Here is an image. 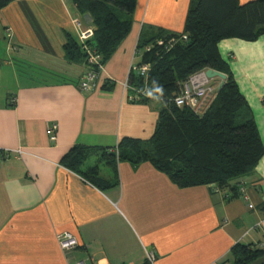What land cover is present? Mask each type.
Masks as SVG:
<instances>
[{
	"label": "crops",
	"instance_id": "1",
	"mask_svg": "<svg viewBox=\"0 0 264 264\" xmlns=\"http://www.w3.org/2000/svg\"><path fill=\"white\" fill-rule=\"evenodd\" d=\"M189 3L136 0L128 34L88 91L80 89L87 66L64 58L68 35L79 42L92 28L72 0H9L0 10V264H150L145 251L153 264H220L236 244L264 249V154L232 182L244 183L247 202L229 189L179 188L148 162L99 166L104 188L60 164L74 146L114 149L153 135L160 103L132 100L128 75L143 29L181 32ZM218 49L231 58L264 146V35ZM61 233L74 249H61Z\"/></svg>",
	"mask_w": 264,
	"mask_h": 264
},
{
	"label": "trees",
	"instance_id": "2",
	"mask_svg": "<svg viewBox=\"0 0 264 264\" xmlns=\"http://www.w3.org/2000/svg\"><path fill=\"white\" fill-rule=\"evenodd\" d=\"M9 0H0V10ZM75 9L88 15L93 35L84 45L104 66L132 25L136 0H72ZM147 30V29H146ZM140 33L136 52L138 65H148L146 77L130 71L127 84L135 102L160 103L153 135L145 141L123 138L114 149L72 147L61 165L89 183L104 188L109 181L99 178V164L112 169L117 162L133 165L148 162L179 188L211 186L235 192L234 180L251 173L264 154L252 111L240 92L229 62L218 49L227 39L253 42L264 35V0L239 4L238 0H190L181 32L149 27ZM185 37V39L183 38ZM68 62L86 65L83 45L68 35L63 45ZM229 59H231L229 57ZM204 69L226 76L215 98L199 115L177 107V97L188 77ZM110 85V86H108ZM112 83L102 85L110 89ZM93 166L84 168L90 156ZM103 184V186L101 185ZM264 211V206L261 208ZM264 255V249L236 244L223 264H251Z\"/></svg>",
	"mask_w": 264,
	"mask_h": 264
},
{
	"label": "built area",
	"instance_id": "3",
	"mask_svg": "<svg viewBox=\"0 0 264 264\" xmlns=\"http://www.w3.org/2000/svg\"><path fill=\"white\" fill-rule=\"evenodd\" d=\"M79 23H76L78 26ZM10 29H6V33L9 34ZM93 35V28H88L82 32L79 36V42L83 45V49L87 53L86 66L88 70L82 75L80 89L82 91H88L95 87L96 80L99 73L103 69V65L100 63V58L91 52L85 45V41L90 39ZM185 39V37H183ZM149 70L148 65H136L132 66L131 70L133 73L140 77H146ZM207 69L198 71L188 77L186 82L183 84L180 94L174 98V103L177 107H186L192 110L195 114H203L209 107L215 95L217 93V87L214 85L215 79H210L205 75ZM138 92L131 97L132 100L138 99ZM57 130V125L52 124L46 131L50 140H55V132ZM17 154L22 152L17 150ZM4 154H8V151H4ZM237 194L240 199L247 202L248 196L246 194V189L243 182H238L236 185ZM214 192H219L218 189L214 188ZM249 208H253V205L249 204ZM58 243L63 251H70L76 247V240L68 233H61L58 235ZM146 261L150 264L154 263L156 258L152 251H145ZM82 264V263H78ZM223 264V263H220Z\"/></svg>",
	"mask_w": 264,
	"mask_h": 264
},
{
	"label": "water",
	"instance_id": "4",
	"mask_svg": "<svg viewBox=\"0 0 264 264\" xmlns=\"http://www.w3.org/2000/svg\"><path fill=\"white\" fill-rule=\"evenodd\" d=\"M205 75L210 79H218L219 83L217 85V92H219L224 84L226 76L213 69H207ZM251 264H264V255L254 260Z\"/></svg>",
	"mask_w": 264,
	"mask_h": 264
},
{
	"label": "rangeland",
	"instance_id": "5",
	"mask_svg": "<svg viewBox=\"0 0 264 264\" xmlns=\"http://www.w3.org/2000/svg\"><path fill=\"white\" fill-rule=\"evenodd\" d=\"M135 10V9H134ZM133 15H134V13H133ZM133 15H132V17H133ZM75 23H78L77 21H74ZM87 30V29H86ZM168 31V30H167ZM223 41H220L219 43H218V46H219V44L220 43H222ZM226 60L229 62V64H231V59H229V58H226ZM26 73H29V74H31L32 73V66H30V68H29V71L28 72H26ZM216 81H218V79H216ZM216 81L214 82V85H216V87H217V83H216ZM261 84L262 83H258L257 85L258 86H261ZM262 87V86H261ZM264 90V89H263ZM97 161V156H94V155H92V156H90V158L86 161V163L84 164V166L86 167V168H89L90 166H93L94 164H95V162ZM99 166H100V170H101V172L102 171H107V169L103 166V163L102 164H99Z\"/></svg>",
	"mask_w": 264,
	"mask_h": 264
}]
</instances>
